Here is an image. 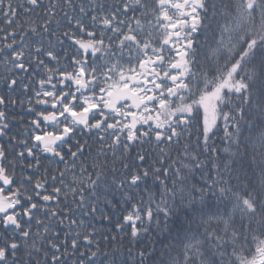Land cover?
<instances>
[{
    "label": "snow or ice",
    "instance_id": "obj_1",
    "mask_svg": "<svg viewBox=\"0 0 264 264\" xmlns=\"http://www.w3.org/2000/svg\"><path fill=\"white\" fill-rule=\"evenodd\" d=\"M0 264H264V0H0Z\"/></svg>",
    "mask_w": 264,
    "mask_h": 264
},
{
    "label": "trees",
    "instance_id": "obj_2",
    "mask_svg": "<svg viewBox=\"0 0 264 264\" xmlns=\"http://www.w3.org/2000/svg\"><path fill=\"white\" fill-rule=\"evenodd\" d=\"M200 39H201V40H203V39H204V37H203V36H201V37H200ZM16 112H17V113H19V112H20V109H19V107H17V108H16ZM17 122H19V121H17ZM27 122H28V121H27V119H25V121H24L23 123L26 125V124H27ZM22 130H23V129H22ZM29 130H30V129H29ZM96 223H97V226H98V227H100L102 222H100V221H97ZM103 226H104V227H107V225H106V224H104ZM254 249H255V245H253V251H254Z\"/></svg>",
    "mask_w": 264,
    "mask_h": 264
}]
</instances>
